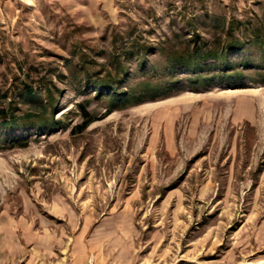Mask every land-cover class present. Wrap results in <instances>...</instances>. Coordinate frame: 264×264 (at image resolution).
Returning <instances> with one entry per match:
<instances>
[{
	"label": "rangeland",
	"instance_id": "374dc122",
	"mask_svg": "<svg viewBox=\"0 0 264 264\" xmlns=\"http://www.w3.org/2000/svg\"><path fill=\"white\" fill-rule=\"evenodd\" d=\"M0 109V264H264V0H0Z\"/></svg>",
	"mask_w": 264,
	"mask_h": 264
},
{
	"label": "trees",
	"instance_id": "16d2710c",
	"mask_svg": "<svg viewBox=\"0 0 264 264\" xmlns=\"http://www.w3.org/2000/svg\"><path fill=\"white\" fill-rule=\"evenodd\" d=\"M254 41L257 43H261L262 40L260 39L259 35L254 37ZM246 43L241 41L240 39L236 38L234 39L233 42H231L229 45L223 47L222 49H206L205 51L198 49L195 50L192 55L188 56L187 58H191L188 59L187 61H185L184 63H182L181 61H184L183 59L186 58L185 56L182 55H174V63L173 65H181V64H185V66H192L194 68V61L195 59L198 58H203V59H207V58H212L215 61L220 63V72L219 74H222L223 79L224 78H228V79H235V74H239L238 71H230L231 67H230V63L228 61V55L229 53H231L232 50H239L242 49L243 47H245ZM181 60V61H179ZM191 60V61H190ZM219 63H217L219 65ZM237 72V73H236ZM216 74H213L209 77H206L205 79L210 82L213 79L217 78ZM33 115L31 114H26L23 116H10L9 118H6V115L4 114V110L0 109V125H2L4 128H9L12 126H15L18 124V121L20 119H29L31 118ZM90 121H92V119H88L87 121H85V123L83 124V127L86 126Z\"/></svg>",
	"mask_w": 264,
	"mask_h": 264
},
{
	"label": "bare ground",
	"instance_id": "6f19581e",
	"mask_svg": "<svg viewBox=\"0 0 264 264\" xmlns=\"http://www.w3.org/2000/svg\"><path fill=\"white\" fill-rule=\"evenodd\" d=\"M230 91V90H229Z\"/></svg>",
	"mask_w": 264,
	"mask_h": 264
}]
</instances>
